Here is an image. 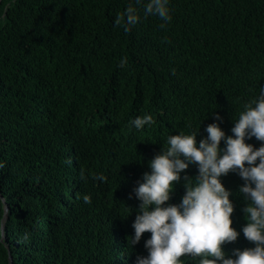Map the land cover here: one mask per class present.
<instances>
[{"label": "trees", "instance_id": "trees-1", "mask_svg": "<svg viewBox=\"0 0 264 264\" xmlns=\"http://www.w3.org/2000/svg\"><path fill=\"white\" fill-rule=\"evenodd\" d=\"M148 2L0 0V264H137L151 233L131 244L134 189L150 161L171 135L197 132L199 146L216 123L233 136L264 88V0H168L164 28L144 16ZM129 6L140 20L126 32L114 21ZM144 115L154 123L136 129ZM180 175L165 207L181 203L198 165ZM220 180L239 233L223 245L234 259L255 247L242 231L248 201L238 170Z\"/></svg>", "mask_w": 264, "mask_h": 264}, {"label": "clouds", "instance_id": "clouds-1", "mask_svg": "<svg viewBox=\"0 0 264 264\" xmlns=\"http://www.w3.org/2000/svg\"><path fill=\"white\" fill-rule=\"evenodd\" d=\"M167 5L168 0H149L144 6V16H157L163 21L160 27L164 28L172 19ZM139 20L136 9L129 6L125 13L117 15L114 23L127 32ZM127 63L124 57L118 66L123 68ZM244 108L231 129L233 136L226 137L216 123L207 126V138L199 146L197 132L171 135L167 138V147L150 161L151 173H145L143 182L134 189L141 203L132 225L135 236L131 244L138 243L145 232L151 233L145 242L148 256L137 257V264H182L184 256L200 258L199 264H264V143L258 149L245 143L246 137L264 142V88ZM215 119L221 120V117L217 115ZM131 123L136 129H143L154 121L151 115H144ZM222 140L226 144L224 149L220 148ZM190 164L198 165V175L194 180L185 175L186 192L181 203L165 207L174 183L181 180L180 174ZM3 166L0 164V168ZM237 170L244 180L239 192L248 201L243 210L247 224L242 231L255 247L235 249L233 259L225 257L223 245L235 242L239 233L232 227L231 193L220 177ZM80 175L83 179V170ZM96 179L106 181L107 178ZM83 201L90 204L91 197L84 195Z\"/></svg>", "mask_w": 264, "mask_h": 264}, {"label": "water", "instance_id": "water-1", "mask_svg": "<svg viewBox=\"0 0 264 264\" xmlns=\"http://www.w3.org/2000/svg\"><path fill=\"white\" fill-rule=\"evenodd\" d=\"M6 210H7V206H5V209H4V216L6 215ZM1 228H2V225H1ZM9 261H10V264H12L11 259H9Z\"/></svg>", "mask_w": 264, "mask_h": 264}]
</instances>
